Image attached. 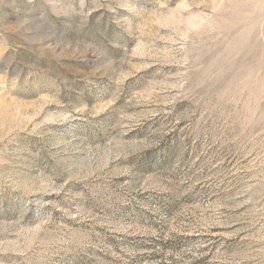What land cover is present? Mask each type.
Returning a JSON list of instances; mask_svg holds the SVG:
<instances>
[{
  "label": "rangeland",
  "instance_id": "obj_1",
  "mask_svg": "<svg viewBox=\"0 0 264 264\" xmlns=\"http://www.w3.org/2000/svg\"><path fill=\"white\" fill-rule=\"evenodd\" d=\"M0 264H264V0H0Z\"/></svg>",
  "mask_w": 264,
  "mask_h": 264
}]
</instances>
